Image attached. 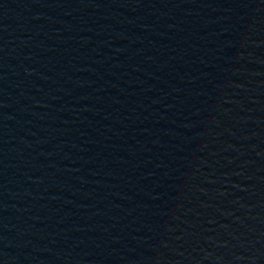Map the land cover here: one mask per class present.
I'll list each match as a JSON object with an SVG mask.
<instances>
[{
  "label": "water",
  "instance_id": "obj_1",
  "mask_svg": "<svg viewBox=\"0 0 264 264\" xmlns=\"http://www.w3.org/2000/svg\"><path fill=\"white\" fill-rule=\"evenodd\" d=\"M0 264H264V0H0Z\"/></svg>",
  "mask_w": 264,
  "mask_h": 264
}]
</instances>
